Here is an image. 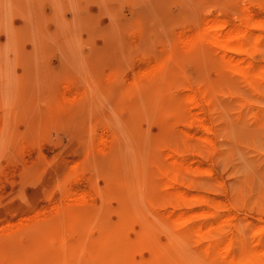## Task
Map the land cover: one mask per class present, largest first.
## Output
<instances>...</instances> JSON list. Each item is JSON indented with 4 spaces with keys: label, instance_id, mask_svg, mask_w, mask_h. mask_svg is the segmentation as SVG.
Listing matches in <instances>:
<instances>
[{
    "label": "rangeland",
    "instance_id": "374dc122",
    "mask_svg": "<svg viewBox=\"0 0 264 264\" xmlns=\"http://www.w3.org/2000/svg\"><path fill=\"white\" fill-rule=\"evenodd\" d=\"M245 5L264 18V0H0V264H202L168 212L175 155L182 188L264 247V74L249 85L184 38ZM194 88L213 143L185 124Z\"/></svg>",
    "mask_w": 264,
    "mask_h": 264
},
{
    "label": "bare ground",
    "instance_id": "6f19581e",
    "mask_svg": "<svg viewBox=\"0 0 264 264\" xmlns=\"http://www.w3.org/2000/svg\"><path fill=\"white\" fill-rule=\"evenodd\" d=\"M263 30H264V18L257 17L253 11L252 6L247 5L244 8L243 12H241L240 15H238L236 17V20H233V19L231 20V19H226V18L222 19V20L217 19V18L207 20V22L205 21V23L202 25V27L195 29V31L193 33L191 32L192 34L190 35V37H188L189 35H187V37H184L185 39L187 38L186 40L185 39L184 40L186 41L185 43L189 46V48L194 47L195 45H198L200 43H202L203 46L206 45L207 49L211 53H213V55L216 58H218V61L221 64H223L226 68H228L229 70H231L232 72L237 74L241 79H243L249 85L257 86L259 83V79L264 74V67L260 66V64H258L257 60H256L257 49H258V46H259L260 41L262 39V33H264ZM181 34H178V35L182 36ZM187 34H189V33L187 32ZM33 38H35V37H33ZM181 41H183V40H181ZM185 43H183V45ZM188 46H185V47H188ZM184 50H185V48H184ZM208 54H210V53H208ZM154 63L157 64L156 62H154ZM263 66H264V64H263ZM145 68H146V70H145L146 72L148 69H150V68L147 69V67H145ZM153 70H154V68H153ZM143 72H144V70H143ZM151 74H153V72ZM150 76H152V75H150ZM19 81H20V79H19ZM20 83H23V81ZM28 83H29V81H28ZM23 85H25V84L23 83ZM20 89H21V87H20ZM50 100H51V98H50ZM103 100H105V99L103 98ZM184 100H185V103L188 104V108H189V117H188V120H186L185 124H187V125L189 124L191 126L197 127L199 130H202L203 133H205L204 134L205 136L202 135L203 136L202 140H204L205 142L206 141L212 142V140H211L212 138L209 136H211V134L214 133V126L212 125V122H211L210 118L208 117V114H206L207 112L205 113V111L201 107L204 104V105H206L205 106L206 111L209 108L208 101H207V98H206L204 92L202 90H200L199 88L191 89L184 94ZM100 101H102V100H100ZM112 113H114V112H112ZM19 116H21V115H19ZM114 116H115V114H114ZM240 116H241V114H240ZM193 132L186 131L185 138H191L192 136H194ZM3 133H5V132H3ZM260 133H261V131H260ZM248 135H250V134H248ZM199 137H200V134H199ZM260 138L261 137H259V140L262 139V138L261 139ZM103 140L106 141V138ZM135 144H136V142H135ZM157 146H159V145H157ZM99 147H101V146H99ZM149 147H151V146H149ZM236 147L234 146V148H236ZM74 148H75V146H74ZM72 149H73V147H72ZM105 149H103V150H105ZM198 152H199L198 150L195 151V153L193 154L194 157L195 156H197V157L202 156V154H198ZM166 154L168 155V153H166ZM170 154H181V153L178 150H172ZM173 159L174 160H173L172 164L169 167H167L166 169H164V171H165L164 173H166V178L164 179V182H163V187L167 189V194L170 197V201L168 203L170 206H172V208H170V210L168 211L169 216L176 215V212L180 215L179 220L181 221V218H182V223L184 224L185 231L187 232V234L190 237L193 238L192 239L193 242H196L198 244V252L201 255L199 260H201L204 264H264V254L263 255L260 254V253L264 252V247H262L263 249L258 247V244L262 243L261 242L262 239H257L258 240L257 242L253 240L254 242H256L255 243L256 245H254L251 243L250 244L247 243L248 240L245 241V239L241 235H236V233H234L235 230H233L231 232L229 231L230 232L229 233L225 227L229 221L230 216H228L227 211L223 209L226 204L222 200H219L218 198L211 196L208 193L201 192L199 194H195V193H191V192L183 189L180 184H183L184 182L179 176V173L182 171V168L180 166H181V164H183L182 163L183 161L179 160L176 157V155L174 156ZM206 167H208V166H206ZM96 168H97V166H96ZM208 169L205 168L206 171ZM64 170H66V169H64ZM210 173H212V172H210ZM210 173H208V174H210ZM63 175H65V174H63ZM69 176H70V174H69ZM46 178H48V176ZM49 180H52V179H49ZM147 180H145V181H147ZM217 181H219V180H217ZM217 181H215V182H217ZM211 182H214V181H211ZM77 190H79V188ZM82 196H84V195H82ZM92 197H93V195H92ZM85 200H86V198H85ZM115 204H116V202H115ZM179 209H181V210H179ZM227 209H229V208H227ZM168 212L166 214H168ZM52 215H54V214L52 213ZM26 217H29V216L26 215ZM175 218H178V217H175ZM96 219H97V217H96ZM175 220H177V219H175ZM179 220H177V221H179ZM44 221H46V220H44ZM159 221H160V219H159ZM48 222H49V220H48ZM261 228H263L262 225H261ZM254 230H256V229H254ZM257 230H259V229L257 228ZM230 234H232V235L230 236ZM37 235H38V233H37ZM172 241H174V240H172ZM174 246H175V244H174ZM238 247H239V249L237 250ZM82 251H84V250H82ZM260 251H263V252H260ZM87 253H88V251H87ZM184 254H182V255H184ZM184 260H185V258H184ZM187 260H188V258H187ZM94 264H96V263H94Z\"/></svg>",
    "mask_w": 264,
    "mask_h": 264
}]
</instances>
